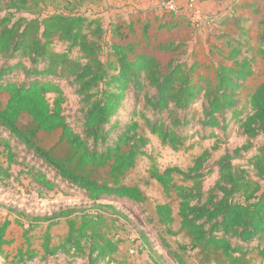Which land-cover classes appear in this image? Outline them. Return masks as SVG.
<instances>
[{
	"label": "trees",
	"instance_id": "1",
	"mask_svg": "<svg viewBox=\"0 0 264 264\" xmlns=\"http://www.w3.org/2000/svg\"><path fill=\"white\" fill-rule=\"evenodd\" d=\"M48 1L0 0V159L6 164L2 167L0 160V180L12 177L11 166L19 167L17 177L24 176L38 191L52 192L63 185L65 191L81 194L95 212L70 208L41 219L62 218L67 226L57 246L52 247L45 235L44 253L62 252L83 259V264H113L121 244L117 234L129 220L114 205L102 202L146 203L139 185L124 183L138 159L146 157L151 162L148 175L167 199L154 208L156 222L163 227L158 238L176 264H189V253H195V264L264 263V82L239 107V92L253 75V63L264 62V14L256 44L246 48L250 57H240L238 46L244 44L239 42L228 46L217 64L188 62L176 54L183 44L169 41L156 46L170 56L163 63L137 51L136 24L147 42L152 24L136 19L111 26L103 60L100 21L72 10L44 14ZM234 7L264 13V5L254 2ZM231 18L245 32L238 25L240 17ZM176 27L172 20H159L157 30ZM55 41L66 43L69 51L76 49L79 59L53 52ZM63 83L78 98L76 122L64 114ZM129 98L134 99L132 107ZM197 103L199 110L194 108ZM230 122L237 124L245 141L218 158L216 180L206 192L203 181L213 173L212 168L206 170L208 151L185 171L177 167L160 171L146 152L148 135L177 152L191 138L189 128H198L195 135L201 139H217L216 131L226 135ZM54 136L53 145H43V137ZM258 139L263 143L256 146ZM253 149L251 177L233 161ZM27 156L34 162H26ZM9 226L8 220L0 222V255L11 243ZM139 234L147 241L142 231ZM177 236L187 243L174 248L168 238ZM34 257L29 250L17 255L19 263Z\"/></svg>",
	"mask_w": 264,
	"mask_h": 264
},
{
	"label": "rangeland",
	"instance_id": "2",
	"mask_svg": "<svg viewBox=\"0 0 264 264\" xmlns=\"http://www.w3.org/2000/svg\"><path fill=\"white\" fill-rule=\"evenodd\" d=\"M169 0H49L46 2L44 14L55 11H73L88 19L96 18L100 21L103 29V54L105 60L110 44V29L115 23L128 24L136 19L149 20L152 28L148 31L149 42L140 37V24H136V37L139 44L138 52L151 54L163 63L169 60V55L163 54L156 49L160 42L173 41L183 44V48L176 54L181 59L188 62L197 60L203 64H217L222 61L228 51V46H238L242 54L240 57L251 56V52H246L248 46L256 44V37L259 33L258 23L263 16V12L254 15L247 10L240 12L235 9L236 4L243 2H254L259 7L264 5V0H196L197 15H190L182 8L185 0H173L177 4V9L173 14H169L164 4ZM231 16L238 18V25L244 28L245 32L238 29ZM242 18H247L244 20ZM227 19V20H226ZM159 20H172L177 23L176 29L172 31H159L157 26ZM51 49L53 52H68L71 58L79 59L76 49L68 50V45L64 42H53ZM1 65V62H0ZM253 75L243 84V89L239 92L240 105L243 106L247 96L256 87L264 82V62L256 59L253 63ZM66 102L63 104L64 114L69 122H76L75 117L79 114L78 98L74 94V89L63 83ZM133 98H129L128 103L132 107ZM130 110L131 108L127 106ZM200 109V103L194 106ZM230 115L227 116V119ZM198 128H189L191 135L184 149L174 152L168 147L160 145L159 141L148 135L149 145L146 152L154 161L156 167L163 171L167 167H177L183 171L192 166L194 159L204 151L210 153L206 162V170L212 168L213 173L203 181V190L210 189L216 180V168L214 164L218 158L226 151L241 146L245 139L241 136L240 130L235 122L229 123L227 134L216 131L217 139H201L195 135ZM43 145L49 147L54 144L56 137H43ZM261 139L255 140L256 146L262 144ZM255 154V150L243 153L239 159L233 161L235 166L245 169L251 177L254 172L250 165V159ZM2 167L6 164L1 158ZM26 162H34L32 156L26 157ZM151 162L146 157L138 159L136 167L126 177L124 183L139 185L147 196V201L143 205H125L123 203L102 202L112 204L119 211L127 216L129 223L119 230L117 236L121 244L119 252L114 256L113 264H176L169 257L160 245L158 233L163 231V227L156 222L154 213L155 205L166 203L167 199L163 195L160 186L152 180L148 171ZM19 167L11 166L8 180H0V222L8 220L10 226L7 230V239L10 245L3 248L0 255V264H83L81 258H72L59 252L48 256L43 250V240L47 234L50 238V245L57 246L64 238L67 226L64 219H50L40 221L43 218H53L60 211L77 208L95 212L92 205L79 193L65 191V186H60L58 190L52 192L38 191L37 187L29 183L24 176H18ZM49 176H52L49 173ZM61 190L68 195L61 193ZM173 209L176 210L175 204ZM38 219V221H34ZM178 228L177 224L172 226L173 230ZM142 231L147 241L140 236ZM168 241L175 248L177 244H186L187 240L181 236L168 238ZM27 250L35 254L32 260L18 262V252L25 253ZM26 258V257H25ZM189 264L196 263L195 253L187 255ZM251 264H261L258 260H253ZM264 264V263H262Z\"/></svg>",
	"mask_w": 264,
	"mask_h": 264
},
{
	"label": "built area",
	"instance_id": "3",
	"mask_svg": "<svg viewBox=\"0 0 264 264\" xmlns=\"http://www.w3.org/2000/svg\"><path fill=\"white\" fill-rule=\"evenodd\" d=\"M164 7L169 12H174L177 9V4L173 0H169L164 4ZM182 8L187 11L190 15L198 14L196 0H185L182 4Z\"/></svg>",
	"mask_w": 264,
	"mask_h": 264
}]
</instances>
